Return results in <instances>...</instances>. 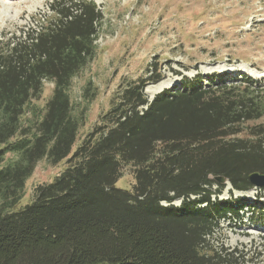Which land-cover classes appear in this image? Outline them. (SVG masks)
I'll use <instances>...</instances> for the list:
<instances>
[{"label":"trees","instance_id":"trees-1","mask_svg":"<svg viewBox=\"0 0 264 264\" xmlns=\"http://www.w3.org/2000/svg\"><path fill=\"white\" fill-rule=\"evenodd\" d=\"M50 10L48 24L0 42V264H237L238 251H207L208 239L264 202L213 200V188L249 191L250 175H264V128L242 136L264 118L259 82L196 74L151 100L146 88L162 79L154 65L121 81L76 147L96 91L87 86L78 114L70 88L96 57L102 11L94 0ZM45 82L54 88L40 106ZM43 159L69 165L14 210ZM126 169L135 184L124 190Z\"/></svg>","mask_w":264,"mask_h":264},{"label":"rangeland","instance_id":"rangeland-1","mask_svg":"<svg viewBox=\"0 0 264 264\" xmlns=\"http://www.w3.org/2000/svg\"><path fill=\"white\" fill-rule=\"evenodd\" d=\"M53 1L19 0L11 6L10 0H0L2 46L13 36L20 39L24 31L34 32L48 24L54 16L50 10ZM94 1L102 11L96 57L73 79L70 96L78 114L87 105L84 95L89 84L96 91V98L89 105L76 147L99 117L108 112L121 81L138 80L154 65L160 69L162 79L146 88L151 100L162 91L178 88L184 77L193 78L196 74L240 72L264 81V0ZM44 84L42 98L36 103L40 106L50 99L54 88V84ZM258 91L262 95L257 93V99L264 102V89ZM260 127L264 128V118L246 123L243 128L247 131L242 136L250 137L249 131ZM68 165L65 161L53 167L46 159L39 161L26 182L23 202L14 210L33 202L36 188L52 183ZM134 184L131 169H126L117 187L132 189ZM263 189L240 192L227 183L223 189L219 185L213 188V200L233 197L259 206L258 201L264 202ZM180 204L181 200L174 202L175 206ZM243 213L242 224L222 222V230L208 239L206 250H235L240 253L237 264H264V223L258 220L257 212L247 209ZM244 231L248 235L241 236Z\"/></svg>","mask_w":264,"mask_h":264},{"label":"water","instance_id":"water-1","mask_svg":"<svg viewBox=\"0 0 264 264\" xmlns=\"http://www.w3.org/2000/svg\"><path fill=\"white\" fill-rule=\"evenodd\" d=\"M249 179L251 181V184L253 185V189L264 188V175L255 173V174L250 175ZM215 180L219 182L220 184L225 183V180L222 177H216Z\"/></svg>","mask_w":264,"mask_h":264},{"label":"bare ground","instance_id":"bare-ground-1","mask_svg":"<svg viewBox=\"0 0 264 264\" xmlns=\"http://www.w3.org/2000/svg\"><path fill=\"white\" fill-rule=\"evenodd\" d=\"M11 1V3H10V5L11 6H14V5H17L16 3L19 1V0H10ZM19 14V13H18ZM246 235H248V233L247 232H242V235L241 236H246Z\"/></svg>","mask_w":264,"mask_h":264}]
</instances>
